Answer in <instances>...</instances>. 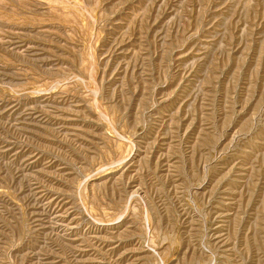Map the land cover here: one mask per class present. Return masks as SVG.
I'll list each match as a JSON object with an SVG mask.
<instances>
[{"label":"rangeland","instance_id":"rangeland-1","mask_svg":"<svg viewBox=\"0 0 264 264\" xmlns=\"http://www.w3.org/2000/svg\"><path fill=\"white\" fill-rule=\"evenodd\" d=\"M0 264H264V0H0Z\"/></svg>","mask_w":264,"mask_h":264}]
</instances>
